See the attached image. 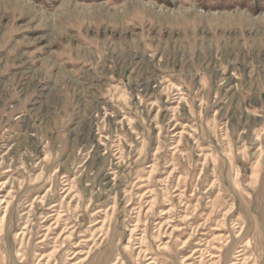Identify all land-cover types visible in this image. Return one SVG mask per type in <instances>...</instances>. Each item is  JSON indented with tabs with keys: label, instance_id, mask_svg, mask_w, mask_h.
<instances>
[{
	"label": "rangeland",
	"instance_id": "374dc122",
	"mask_svg": "<svg viewBox=\"0 0 264 264\" xmlns=\"http://www.w3.org/2000/svg\"><path fill=\"white\" fill-rule=\"evenodd\" d=\"M0 264H264V0H0Z\"/></svg>",
	"mask_w": 264,
	"mask_h": 264
}]
</instances>
